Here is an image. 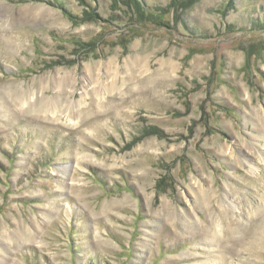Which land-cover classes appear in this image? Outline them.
I'll list each match as a JSON object with an SVG mask.
<instances>
[{
    "label": "rangeland",
    "instance_id": "obj_1",
    "mask_svg": "<svg viewBox=\"0 0 264 264\" xmlns=\"http://www.w3.org/2000/svg\"><path fill=\"white\" fill-rule=\"evenodd\" d=\"M0 264H264V0H0Z\"/></svg>",
    "mask_w": 264,
    "mask_h": 264
},
{
    "label": "bare ground",
    "instance_id": "obj_2",
    "mask_svg": "<svg viewBox=\"0 0 264 264\" xmlns=\"http://www.w3.org/2000/svg\"><path fill=\"white\" fill-rule=\"evenodd\" d=\"M114 63L112 61H110L107 65V70L108 72L110 70H112V67H113ZM101 65L100 64H95V65H87V69L89 71H92L94 74L95 73V70H99L101 69L100 68ZM72 79H73V76L71 74H66L65 77H63V80H62V84L63 85H69L72 83ZM59 83V82H58ZM52 101V100H51ZM81 103V101L79 102V104ZM79 104L76 100H69L68 103H67V106L65 107V109H63L64 111L66 112H69V114L71 116H76L77 112L79 111ZM41 106H46V108L48 107L49 109H54L56 110L57 108H59L61 106V103L59 102V100H56L54 102H46V103H43ZM63 107V106H61Z\"/></svg>",
    "mask_w": 264,
    "mask_h": 264
},
{
    "label": "trees",
    "instance_id": "obj_3",
    "mask_svg": "<svg viewBox=\"0 0 264 264\" xmlns=\"http://www.w3.org/2000/svg\"><path fill=\"white\" fill-rule=\"evenodd\" d=\"M232 3L230 4L233 8H234V3H233V1H231Z\"/></svg>",
    "mask_w": 264,
    "mask_h": 264
}]
</instances>
